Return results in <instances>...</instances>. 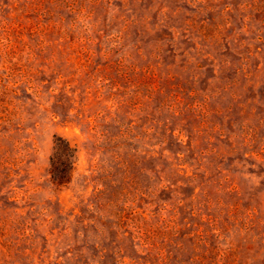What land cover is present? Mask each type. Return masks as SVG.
Instances as JSON below:
<instances>
[{
	"label": "rangeland",
	"instance_id": "obj_1",
	"mask_svg": "<svg viewBox=\"0 0 264 264\" xmlns=\"http://www.w3.org/2000/svg\"><path fill=\"white\" fill-rule=\"evenodd\" d=\"M0 264H264V0H0Z\"/></svg>",
	"mask_w": 264,
	"mask_h": 264
},
{
	"label": "trees",
	"instance_id": "obj_2",
	"mask_svg": "<svg viewBox=\"0 0 264 264\" xmlns=\"http://www.w3.org/2000/svg\"><path fill=\"white\" fill-rule=\"evenodd\" d=\"M75 157V148L62 137H55L53 152L50 156L49 173L51 178L60 185L67 184Z\"/></svg>",
	"mask_w": 264,
	"mask_h": 264
}]
</instances>
